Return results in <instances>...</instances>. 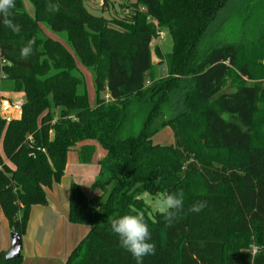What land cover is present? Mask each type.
I'll list each match as a JSON object with an SVG mask.
<instances>
[{
	"label": "trees",
	"instance_id": "trees-1",
	"mask_svg": "<svg viewBox=\"0 0 264 264\" xmlns=\"http://www.w3.org/2000/svg\"><path fill=\"white\" fill-rule=\"evenodd\" d=\"M28 1L32 16L16 0L11 17L19 34L0 23V79L24 94L20 117L0 119V209L10 230L23 236L68 152L92 141L105 151L93 183L99 195L88 198L71 182L68 220L89 229L64 264H136L108 218L137 211L156 245L143 264H264V28L249 41L206 47L231 0H134L122 19L94 15L83 0ZM49 2L59 10L49 12ZM41 25L63 33L66 45ZM159 29L171 38L168 53L151 48ZM153 54L166 69L157 79ZM77 62L93 73L92 106ZM165 127L174 143H154ZM80 149V160L91 161L95 148ZM178 191L184 206L171 224L159 211L148 214L142 194ZM198 201L207 206L189 211ZM20 261L0 254V264Z\"/></svg>",
	"mask_w": 264,
	"mask_h": 264
},
{
	"label": "crops",
	"instance_id": "crops-1",
	"mask_svg": "<svg viewBox=\"0 0 264 264\" xmlns=\"http://www.w3.org/2000/svg\"><path fill=\"white\" fill-rule=\"evenodd\" d=\"M157 46V42H155ZM153 47V46H152ZM160 47V46H159ZM19 118L21 110L13 111ZM91 145L95 152L91 161L80 160V147ZM105 151L96 143L86 141L69 151L60 181L46 189L47 203L30 209L26 231L22 236L20 264H64L72 249L87 234V225L68 220V197L71 182H76L88 198L99 195L93 183L99 173L98 160ZM89 190V191H88ZM10 228L0 209V254L10 247Z\"/></svg>",
	"mask_w": 264,
	"mask_h": 264
},
{
	"label": "rangeland",
	"instance_id": "rangeland-1",
	"mask_svg": "<svg viewBox=\"0 0 264 264\" xmlns=\"http://www.w3.org/2000/svg\"><path fill=\"white\" fill-rule=\"evenodd\" d=\"M134 0H105L103 5H100L96 0H83L84 6L94 15L111 18H126L134 12ZM25 11L33 15L32 5L28 0H23ZM45 34L53 39L59 40L66 45L65 35L63 33H55L41 25ZM264 28V3L261 0H234L224 7L208 29L203 46H210L217 43H237L239 41H249L254 39L257 34ZM165 32V31H164ZM155 41L152 43L154 47ZM205 44V45H204ZM157 46L162 53H168L171 50L172 41L167 32H165V39L159 42ZM204 48V47H203ZM153 75L154 79L161 78L166 74L165 65L159 63L156 54L152 56ZM81 75L86 84L87 97L90 105L95 102L96 92L94 87V77L91 70L87 69L79 62H77ZM247 84H252V81H247ZM230 81L226 82L225 91H230ZM105 92H100L103 95ZM0 96L9 99L10 101L23 103L24 94L22 92H15L13 89V82L7 79H0ZM14 116L12 112V116ZM136 129L131 132L135 133ZM154 143L169 145L174 143L173 133L170 128L165 127L155 133L152 137ZM0 155L3 156V151L0 143ZM89 191V190H88ZM162 193L158 192L155 195L149 193L142 194V199L148 206V214L151 215L158 211L157 200Z\"/></svg>",
	"mask_w": 264,
	"mask_h": 264
},
{
	"label": "clouds",
	"instance_id": "clouds-1",
	"mask_svg": "<svg viewBox=\"0 0 264 264\" xmlns=\"http://www.w3.org/2000/svg\"><path fill=\"white\" fill-rule=\"evenodd\" d=\"M45 7L49 12L59 10V6L51 2L47 3ZM15 8L16 0H0V23L13 34H19L21 26L11 19ZM36 43L37 39L33 37L21 48L20 58L22 60L32 55ZM156 204L158 211L164 215L165 221L171 224L183 209L184 193L182 191L162 193ZM206 206V201H198L192 205L189 211L199 213ZM108 223L111 231L118 237L120 246L132 255L136 264H143L145 257L156 254V245L151 242V232L148 223L145 221L143 211L109 217ZM260 250L259 245L250 246V252L253 256L258 254Z\"/></svg>",
	"mask_w": 264,
	"mask_h": 264
},
{
	"label": "built area",
	"instance_id": "built-area-1",
	"mask_svg": "<svg viewBox=\"0 0 264 264\" xmlns=\"http://www.w3.org/2000/svg\"><path fill=\"white\" fill-rule=\"evenodd\" d=\"M100 3V5L103 4L104 0H96ZM165 39V32L162 29L157 30L156 36L154 41L159 43L162 42ZM105 99H108V95L104 96ZM21 107V104L10 101L9 99L3 98L0 96V119H8L12 116L13 111H18Z\"/></svg>",
	"mask_w": 264,
	"mask_h": 264
},
{
	"label": "water",
	"instance_id": "water-1",
	"mask_svg": "<svg viewBox=\"0 0 264 264\" xmlns=\"http://www.w3.org/2000/svg\"><path fill=\"white\" fill-rule=\"evenodd\" d=\"M7 120H10L8 118ZM21 246H22V237L19 233L15 231L10 232V247L9 249L4 252V259H16L21 256Z\"/></svg>",
	"mask_w": 264,
	"mask_h": 264
}]
</instances>
